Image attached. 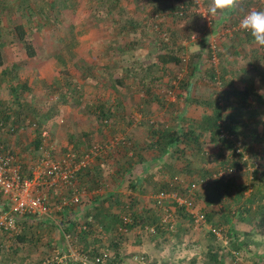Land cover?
I'll return each mask as SVG.
<instances>
[{
	"label": "rangeland",
	"instance_id": "374dc122",
	"mask_svg": "<svg viewBox=\"0 0 264 264\" xmlns=\"http://www.w3.org/2000/svg\"><path fill=\"white\" fill-rule=\"evenodd\" d=\"M84 1L81 0L80 7L77 10L79 14L76 16L71 12H67L63 18L62 25L53 29H45L43 34H34L35 45L38 50L36 59H27L19 42H15L4 49L6 61L15 62L20 66L21 81H31V88L33 89L32 92L27 94V99L32 101L36 108L43 111L47 110L45 105H49L55 106L59 112L54 119H50L45 125L49 138L46 139V144L42 148V155L34 154L35 172L42 174L44 166L40 162L45 155L57 159L67 150H72L75 154H79L94 145H100L113 154L116 152L113 151L115 148L112 147V142L116 140L112 139L121 141L135 138L141 144H146L149 139L148 126L150 125L155 127H159L160 125L177 127L180 122V116L201 119L203 111H210L208 108L215 106L213 101V103L207 104L205 99H211V97L215 96L219 97V95L227 91L226 88L229 84L235 85L230 80L231 76L234 75L235 78L238 75L249 78L258 75L260 72L264 73V71H261L262 65H264V47H260L255 43L253 45L243 43L239 49L241 55L237 56L231 52H225V44L229 46L238 44L236 33H239L238 31L241 30L239 29L240 23L235 27V31L233 28L226 26H215L218 18H223L226 14H223V16L222 14L216 16L209 15L208 8L211 0H194L197 6L188 8L189 15L187 18H179L176 15L177 10L155 11L154 6L148 3L147 0H123L126 13L122 18L124 20L134 18L146 26V28H139L137 34L133 32L131 34L119 33V27H114L111 21H105L102 16L97 18V13L93 12L89 6H86ZM181 1L169 0L165 4L173 7L182 5ZM252 10L264 11V0H261L258 6H255ZM203 14H206V17ZM178 15L180 16V13ZM142 33L145 34L141 36ZM171 34L177 35L178 44L182 45L185 49L181 54V62L178 64H168L164 71L155 70L153 74H149L148 81L139 82L142 79L146 66L156 61V45L160 41L165 43L170 42ZM67 36H73L77 41L74 53H72L69 47H63L61 40ZM206 39L208 40V44L204 46L203 41ZM212 44L217 45L216 58L214 59L211 54ZM251 50H254L253 53ZM60 51L63 52L67 60L66 67L55 59V55ZM256 51L259 53L257 58ZM253 59H256L257 63H261L260 68L256 72L251 69L247 70L249 62L253 61ZM198 61L201 64L199 67L201 71L193 74V69H195V66H198L196 65ZM86 69L89 70V74L84 75V70ZM230 69L235 70L237 73L230 72ZM239 71L241 73H238ZM125 74H127V78L124 77ZM66 75L73 77L82 86L81 93L84 98L78 106H75L74 99L71 100L69 98L68 100L67 97V104L60 103L64 99H61L59 102L58 97L62 96V92L65 93L68 90L67 85L69 82L66 79ZM212 75L215 76V84H211L210 77ZM238 76L236 78H239ZM236 78L235 80H237ZM185 81L190 82L189 96L193 94V97H204L205 99L200 98L197 102L193 99H190L189 102L185 101L184 97H182L185 93L182 90V85ZM57 82H60L59 89L55 85ZM143 85L148 86L160 100H157L156 97V99L148 97L145 92L146 88L142 87ZM214 87L217 91L213 95ZM1 95L5 99L8 97L5 90L1 92ZM108 96L119 97L120 100H123L121 110L125 109L126 113L124 111L120 112L121 120H119V116L118 118H112L108 124H103L92 110L97 106L94 102L96 98ZM92 106L93 108L91 109ZM222 108L223 117H225L226 121L241 126L237 133L244 134L245 149L242 146L240 149L246 155H249L250 161L246 162L247 164L245 165L242 163L243 161L239 163L236 159L237 157H233L234 154L231 149L221 147L209 139L210 135L207 134L203 145L204 151H207L209 155H206L205 159H201L195 156L194 152L189 151L184 158L181 157L179 160L173 162V168L175 166L177 171L188 170L186 169V163L189 162L187 160L189 157V160L192 162L191 168L202 173L196 179L203 177L211 178L220 169H236V172L229 176V179L238 178L237 181L239 183L237 184L240 186V191H242V185L248 187L244 195L246 198H240L239 205L241 206L252 193V187L250 186L252 185L254 174L253 170H251L252 163L254 161L259 162L260 170H264V112L261 114L251 112L249 115L237 117L235 109H232L230 114L226 113V108ZM259 108H262L264 111V99L263 105H260ZM90 109L91 111H89ZM232 118L235 121H232ZM250 119L257 122L255 124L257 125L256 128L252 127L254 124ZM27 131L33 133L31 128ZM91 132H94V134L86 138L84 133L90 134ZM107 139L112 140L108 146ZM12 147L10 151L13 152L14 149ZM219 154L221 157L215 159ZM235 162L237 166L233 165ZM249 166L251 167L249 168ZM161 167L162 165L154 163L152 166L154 176H157L155 174ZM163 167L162 172L164 176L162 179L155 177L151 180L152 182L150 181L152 184L142 186L147 191L145 195L141 198L139 195H133V200H142L147 216L150 217L151 221L156 220V222L162 217L163 212L155 207L154 196L157 191L163 189L161 188L163 183L169 187L170 181L176 176L187 186L195 180V175H193L195 173L191 171L180 174L179 172H171L169 168H165V165ZM135 170L133 169V172L136 174ZM25 175L29 177L27 172H25ZM197 175H200V173H197ZM146 182L149 183V180H146ZM225 182L215 181L212 183L208 194V191L202 189L197 191L192 196L195 197L194 200L196 202L194 211L203 212L207 210L205 204L209 205L206 202L209 196L213 198L212 205L220 207L222 204L221 200L224 201L221 193L224 191ZM142 187L136 185V188L139 190H142ZM135 190L133 193L136 194L138 191ZM121 194L125 196L130 195L124 192ZM253 205L254 202L249 205L250 211L248 214H245L244 218L254 226V221L257 222L258 216ZM242 208L243 206L240 207V209ZM170 211L174 213L175 229L174 231L168 230L169 232L164 236H166V239L171 236V239L176 244L174 243L175 248L166 244V246L159 249L161 252H158L160 253L158 257L160 258L162 255L166 257L164 264H203L208 249H224L221 242L208 237L207 228L204 231L196 230L191 222L180 218L181 214L177 212L178 210L176 206H173V202L170 203ZM221 217L222 224L218 223L220 218L215 222L220 224V227L223 228L226 237L229 239V225L224 222L223 216ZM236 218L238 220L243 219H240L239 215H236L234 220ZM250 225L247 227L248 230L251 229ZM176 231H178V234ZM129 254L140 253L131 252ZM241 254L242 257L240 259L239 256H236L235 261L237 263L256 264L255 262H258L260 264V260L248 258L245 251L241 252ZM223 255L221 253V256ZM153 260L139 261V264H141L140 262L148 264V262ZM123 264L138 263L130 259L129 261L125 260Z\"/></svg>",
	"mask_w": 264,
	"mask_h": 264
},
{
	"label": "trees",
	"instance_id": "16d2710c",
	"mask_svg": "<svg viewBox=\"0 0 264 264\" xmlns=\"http://www.w3.org/2000/svg\"><path fill=\"white\" fill-rule=\"evenodd\" d=\"M166 1L169 0H147L148 3L154 6L155 11L177 10L176 15L179 18H187L189 15L188 8L197 6L194 0H182V5L173 7H169L168 5H166ZM84 2L86 6L92 8L93 12L97 13V18L102 16L105 21H111L114 27H119V33L131 34L133 32L134 34H137L139 32V28H146L144 24L134 18H128L126 20L122 18V16L126 13V7L123 5V0H85ZM259 2H261V0H245L244 5L238 7L235 12L226 14L223 18H218V21L215 22V26H226L229 28H233L235 31V27L239 25L243 16L251 11L252 8L258 6ZM80 4L81 0H0V155L12 154L16 159L15 164H19L21 166V174L23 176H26L25 172H27L29 174V178H32L35 172L34 154L42 155V148L44 144H46V138H44L42 134L43 131H47L45 125L50 119H54L55 116L59 114V112L58 109L55 108V106L53 107L49 105H45L47 107V110L43 111L42 109L36 108L33 102L27 99V94L32 92L33 89L31 88V81H21L20 66L15 62L6 61L4 49L13 45L15 42H19V44L23 48L26 58L29 60L36 59L38 56V50L37 46L35 45L34 34H43L45 29H53L59 27L60 25H62L63 18L66 16L67 12H71L74 16H76L77 14H79L77 10L79 9ZM178 13H182V15L179 16ZM238 32L239 33H236L238 44H233L232 46L225 44L224 46L225 52H231L233 55L237 56L241 55L239 49L241 48V45H243V43H248L250 45H253L255 43L249 32L242 29ZM144 34L145 33H142L141 36H143ZM177 40V35L171 34L170 42H158V44L156 45V61L146 66V69L142 74V79H140L139 82L144 80L148 81V78L150 77L149 74H153L155 70L164 71L166 70L168 64H178L181 62V54L185 51V49L182 45L178 44ZM61 41L64 48L69 47L72 53H74L77 45L75 37L67 36ZM207 41V39L203 41L204 46H207ZM121 51H123V49H121ZM253 51L254 50H251L252 53ZM216 52L217 51L214 52L212 50L211 54L213 59L216 57ZM258 54L259 53L256 51V58L258 57ZM55 59H57L59 63H62L64 67L67 66V60L62 51L58 52V54L55 55ZM196 65L198 66H195V69H193V74H195V72L201 71L199 69V67L201 66L199 61ZM249 67L255 72L258 70V67L256 66V59H253V61L251 60L249 62ZM256 67L257 69H255ZM84 71V75L87 73L89 74V70L86 69ZM230 72L237 73L233 69H230ZM126 75L127 74L124 75L125 78H127ZM66 79L69 82L67 85L68 90H66L65 93L62 92V96L58 97L59 102L61 99H64V101L60 103L67 104L70 98L71 100L74 99L75 106H78L82 103L81 100L84 98L83 94L81 93L82 86H80L79 82L73 77L66 75ZM210 79L211 84L216 83V81H214V75H212ZM151 81L153 82V80ZM59 84L60 82H57V84H55L58 89ZM189 86V81H185L183 83L182 90L185 93L182 97H184V100L188 102L190 99H193L195 102L199 101L201 97L196 98V96L193 97V94L190 96L188 95ZM142 87L144 89L146 88L145 92L148 97L157 98V95L153 93V91L148 88V86L143 85ZM254 87L255 86L253 85V83H246L245 87H239L237 89L239 107L230 106L231 103H229V101L226 102V106L228 109H235L237 117L241 115H249L251 111H255L253 110L254 108H258L256 107V102L258 100L260 103L263 102V97L256 93ZM213 89L214 95L216 94L217 90L215 87ZM4 90L8 94V97L6 99L1 95V92H3ZM66 97L68 98V100H66ZM201 99L204 100L205 98L203 97ZM157 100L160 99L157 98ZM205 101L207 104H211V102L213 101L215 103V106H209L210 108L208 109L210 111H203L201 119L186 118L185 116H180V122L178 123L177 127H169L163 125H160L159 127H155L153 125L148 126L149 139L146 144H141V142L135 138H129V140L125 139L121 141L112 139L116 140L115 142H112L111 139H107V146L110 145L111 142L114 143L112 147L115 148V150L113 151H115L116 153L112 154L111 152H109V150H107V152L97 160L102 159L101 161L104 163L108 161L111 162V160L115 161L114 164L117 167L115 174L109 175L113 177V181L110 182L109 180L101 179L99 177L100 175L102 178H104L101 173L96 175V171L98 172L99 166H95L94 164L93 166L83 170L78 174L80 187L86 189V191H91L92 189H110L113 188V186H115L116 184L118 185L119 182L123 183L127 176L128 178H130L128 179L130 184V181H132L131 176L136 174L133 172V170H131L130 175V171H127L128 168L131 167L130 169H134L135 164H142L145 161H149L148 159L150 158H152L155 163L162 165L161 169L158 171V173L162 175L164 165L165 168H169L171 172L174 173L179 172L180 174H182L183 172L186 173V171L195 173L193 174L195 175V180H193L189 184L190 186L193 182L204 180L207 177L196 179L197 177L201 176L202 173L201 171L193 170L191 168L192 162L189 160V157L187 159L189 162L186 163V169L188 170L183 169L182 171H177L175 166L173 168V162L179 160L181 157L184 158L189 151L194 152L195 156L200 157L201 159H205L209 155L207 151H204L203 145L204 138L207 134L210 135L209 139L216 142L221 147L231 149L234 154L233 157H237V161L241 163L243 154H237L236 148V145H238L239 147L242 146L245 149V136L244 134L241 135L237 133L241 126L231 124L225 120V117H223L222 107L224 106L225 100L221 95H219V97L215 96L211 97V99H205ZM94 102L97 106L94 107V110L92 111L94 112V114H97V118L103 124H108L112 118H118L120 116V112L122 111L126 113L125 109L121 110V105L124 101L120 100L119 97H100L96 98ZM92 108L93 106L91 107V109ZM91 109L89 111H91ZM121 118L122 117L120 116L119 120H121ZM231 120L235 121L234 118H232ZM29 128L33 130V133H29L27 131L29 130ZM98 130H100V128H98ZM93 134L94 132H91L90 134L84 133L86 138H88L89 135L91 136ZM11 147L14 149L13 152L10 151ZM92 147L93 146L85 149V151ZM148 154L150 155L149 157ZM220 157L221 155L219 154V156L215 159H219ZM242 163L244 165L247 164L246 162ZM233 165L237 166L236 162ZM197 173H200V175H197ZM117 177H120L121 179L118 178L117 180ZM89 179H91V183ZM237 180L238 178L229 179V177L224 180H218L226 181L225 190L227 195H225V197L223 198L224 201L221 200V203L224 207L222 212L223 220L227 225H229L228 234L230 243L226 246L221 242L222 246L224 247V249L222 250L208 249L207 254L204 257L205 262L203 264H239L237 263V261H235V255L241 252L243 253L244 251L246 253L252 252V242L249 240L245 241V238L239 237L237 234L238 232L234 228V225L230 224H232L234 218L236 217V213L239 214L241 219L250 211V208L247 209L246 207L251 205L253 202L256 203L261 196H264V170H257L256 172H254L252 178L253 182L252 185H250L252 187V193L245 200V203H243L244 208L240 209L238 212H236L235 207L236 205H239L240 198H246L244 195L245 191L248 190V187L242 185V191H240L241 189L237 184L239 183ZM86 183L88 184V186H85ZM169 184L170 185L168 187L163 183V186L161 187L163 189L157 191L156 193L160 191H168L184 198L187 197V193H189V186H187V184H185L183 181H180L177 176L172 178ZM211 185L212 183L204 191L210 190ZM131 186L133 189L138 190L134 183H131L130 187ZM47 191L49 193L50 206L52 207L51 215H27L24 217H39V219L42 220L49 219L53 221V231H59L58 235H62L64 238L65 235L70 236L72 244L74 246H76L75 243H77V241L79 242V240L81 241V243L83 242L82 244H85L86 246L78 243L77 247H79L80 253L87 255L90 259L100 256L102 251L104 250L110 251L112 253L111 258L109 260H106L102 264H123L127 258L132 259L134 255L127 254L124 250L125 247L126 249L128 248L127 244L130 241H133V238L135 237V229H142L143 231L147 232V235L149 237L154 238L163 237L167 232L170 231H168V229L165 230V228L161 225V218L157 222L156 220L151 221L150 217L146 214L142 200H133V194L125 196L121 193H117V190L115 194L107 197V199L104 201V207H102V205L100 208H89L90 206H87V201L85 202L82 200V203L76 208L64 207L63 209L58 210V205L60 202L59 200L63 193L56 191L55 188H49ZM65 194L68 195L69 190H67ZM194 199L195 197H193V200ZM106 202L113 204L111 209L105 206ZM207 202L209 203V205L212 204L213 198L208 199ZM173 206H176V209L178 210L177 212L181 214L180 218L187 219L195 228V216L188 212L185 207L179 208L175 203H173ZM194 207H196L195 200ZM81 209H83L84 212H82ZM200 213L206 216L207 224L212 225L213 227H220V224H222V214L220 217H218V219L220 218L218 222L220 224L215 222V216L217 214H220L221 212H208L207 210H204ZM126 216L131 219V222L130 224L126 225L127 232L120 231V228L124 229L123 219ZM257 216L261 220L257 223L258 226L255 229L257 230V232L262 233L264 231V210H262V212H260L259 210L257 212ZM54 221H60L62 223V226H64L65 228L61 226L59 227V224ZM77 223L79 225H77ZM67 224H69V226L74 224V226H71L69 228V226H66ZM61 228L63 229V232H61ZM100 228H102L103 230L105 239L101 237L102 233L100 231ZM152 228L153 231H151ZM18 229H20L19 222L16 231L6 234H9L11 238L15 237L18 239L21 237L18 236ZM195 229L204 231L206 227L205 225H201L200 227ZM207 231L208 237H210L212 240H216L217 242L219 241L212 231ZM176 233L178 234V231H176ZM245 236L246 238H250L252 234L246 232ZM82 246H84L83 249ZM221 253H223L224 255L221 256ZM241 257L242 256L240 255L239 259ZM135 258L137 260L140 259L139 261L142 262L143 260L148 259L146 256L144 257L140 255ZM135 258H133L134 261L139 264V261H137ZM224 258H228L229 260H225ZM142 262L140 263L142 264ZM255 263L258 264V262ZM148 264H157V262L153 260L151 262H148ZM262 264H264V260Z\"/></svg>",
	"mask_w": 264,
	"mask_h": 264
},
{
	"label": "built area",
	"instance_id": "2783aa9c",
	"mask_svg": "<svg viewBox=\"0 0 264 264\" xmlns=\"http://www.w3.org/2000/svg\"><path fill=\"white\" fill-rule=\"evenodd\" d=\"M203 16L206 17V14H203ZM239 29H241L240 26ZM211 48L214 52L217 51L216 44H212ZM42 134L44 138H48L49 134L47 131H43ZM236 148L238 154H243L242 161L249 162V155H246L240 147L237 146ZM106 152L107 150L104 147L95 145L79 154H75L72 150H67L57 159L45 155L40 162L44 166L42 174L34 172L32 178L21 174V166L15 164L16 159L12 154L0 155V193L7 198L10 206L8 210L0 211V234L16 231L19 220L24 216L51 215L52 207L50 206V198L47 191L49 188H55L56 191L63 193L59 200L58 210L64 207L76 208L79 206L82 203V195L85 194V191L80 187L78 174L93 166L96 160ZM260 169L259 162L254 161L251 170L255 172ZM235 172L236 169L224 168L216 172L211 178L193 182L189 186V193L185 198L168 191L156 193L154 196L155 207L163 211L160 220L161 225L170 231L175 229L174 213L169 208L170 203L173 202L179 208L185 207L188 212L195 216V228L205 225L208 230L215 234L220 242L227 246L230 241L224 234L223 228L207 224L206 216L194 211L192 196L201 189H207L215 181L227 179ZM67 190H69L68 195L65 194ZM130 222L131 219L128 216L124 217V229L120 228V231L127 232L126 225L130 224ZM151 231H153V228ZM65 239L68 245L67 253L62 254L57 251L53 258H46L43 264H67L69 259L81 264H102L112 256L110 251L104 250L100 256L90 259L87 255L79 253L74 248L70 236L65 235Z\"/></svg>",
	"mask_w": 264,
	"mask_h": 264
},
{
	"label": "crops",
	"instance_id": "0c3cea01",
	"mask_svg": "<svg viewBox=\"0 0 264 264\" xmlns=\"http://www.w3.org/2000/svg\"><path fill=\"white\" fill-rule=\"evenodd\" d=\"M223 15V14H222ZM256 66L258 67V69L261 66V63H257L256 62ZM263 67L261 68V71H264V65H262ZM257 67L255 69H257ZM252 68V66H251ZM247 70H250V67H248ZM238 73H241V71H239ZM259 73V72H258ZM238 76V75H237ZM236 76V77H237ZM235 77V78H236ZM239 78H236L237 80H235L234 75L230 77V80L235 84V85H231L229 84V86L226 88V92H223L221 95L223 96L225 102H224V108H226V113H230V111L233 108H230V106H238V96H237V89L239 87H245V84L247 83H253V85L255 86V91L256 93H258V95H261L264 99V73L260 72L258 75L256 76H251V77H245V76H238ZM234 80V81H233ZM258 100V99H256ZM229 101V103H231V105L229 106L230 109L227 108L226 106V102ZM257 105L256 107L258 108H254L253 110L255 111H251L256 112V113H263L264 111L262 110V108L260 109L259 106L263 105V102H259V100L256 102ZM222 104V103H221ZM252 120V119H250ZM244 122V121H242ZM252 123L254 124V128L257 127V122L255 120H252ZM148 159V157H147ZM102 159L96 160L95 162V166L98 165L99 166V170L98 172L96 171V175L101 173L104 178L101 177V175L99 176L101 179L103 180H109L110 182L113 181L111 176V174H115V171L117 169L116 165L114 164V160L108 161V162H102ZM149 161H145L142 164H135L134 165V170L136 171V175H132L131 179L132 181H130L132 184L134 183V185H138L139 187L145 186V185H150L152 184L151 180H153L155 177H157L158 179H162V174L156 172L157 176L153 175L152 172V166L154 165V160H152V158L148 159ZM112 164V165H111ZM114 164V165H113ZM131 168V167H130ZM128 168L127 171H130V175H131V170ZM111 169V170H110ZM154 176V177H153ZM120 177H117V180ZM121 179V178H120ZM128 176L125 178V180L123 181V183L119 182L118 185L116 184L115 186H113V188H106L105 190L102 189H92L91 191L88 190L86 191V189H84L85 194H83L82 196V200L83 201H87L86 203L87 206H90L89 208H100L102 205V207H104V201L107 199V197L112 196V194H115L116 191L117 193H128L129 194H133V195H139V197L141 198L143 195H145L147 193L146 190L143 189L142 190L138 189L137 193L134 194L133 191L134 189L132 188V186L130 187L131 183L129 184L128 181ZM90 183H91V179ZM146 180H149V183L146 182ZM93 181V179H92ZM151 181V182H150ZM116 182V181H115ZM85 186H88V184L86 183ZM83 189V188H82ZM126 190V191H125ZM128 191V192H127ZM136 191V190H135ZM210 191L207 192V194ZM225 195H227L225 188L223 193H221V197H225ZM212 198V196L208 199ZM206 200V202H207ZM258 206H256V205ZM113 204L110 203H105V206L108 207L109 209H111ZM243 206V205H242ZM205 207L207 209L208 212H221L220 214H217L215 216V220L218 219V217L221 216L222 212H223V204L220 207H215L212 204L211 205H206ZM249 206H247L246 208H248ZM254 209H256V211L258 212L260 210V212H262V210H264V196H261L259 198V200L254 203L253 205ZM260 207V208H259ZM9 201L7 200V198L2 195L0 193V211L4 210V209H9ZM244 208V207H243ZM242 208V209H243ZM262 208V209H261ZM240 209V205H236L235 210L236 212H238ZM82 212H84L83 209H81ZM81 214V213H80ZM78 215V213H77ZM76 215V216H77ZM235 215H239L238 213H236ZM223 216V214H222ZM245 216V215H244ZM244 216L242 217V220H238L237 218L235 220H233L232 224L230 225H234L235 230L238 232V236L239 237H243L245 238V241H251L252 242V252L251 253H247V257L248 258H252L255 260H261L260 264H262L263 260H264V231L262 233L257 232V230L255 229L258 225L257 223L261 220L260 218H258L257 222L254 221V226L248 221L245 220ZM217 218V219H216ZM57 224H59V227H63L62 223L60 221H54ZM251 225H250V224ZM20 224V229H18L19 232V237L20 238H11V236L9 234H1L0 235V264H43L44 260L46 258H53L55 252L59 251L62 254L63 253H67V242L66 239L62 236V235H58L59 231H53V221L49 220V219H39V217H24L21 218L19 221ZM77 225H79L77 223ZM251 226V229H247L248 226ZM67 227L69 226V224L66 225ZM73 227L74 224L70 225V227ZM42 229V230H40ZM61 232H63V229H60ZM244 230V231H242ZM101 231V237L103 239L104 235H103V230L102 228H100ZM246 232H249L252 234V236L250 238H246ZM135 237L133 238V241H130L127 244V249L125 247V253L129 254L131 252H139L140 256H146L148 259H151L155 262H157V264H164L165 262V258L164 255H162L160 258L158 257V255L161 252L159 251V249H161V247L166 246V244H168L169 246H173L175 248V245L173 242V240L171 239V236L166 239V236L164 237H149L147 235V232L143 231L142 229H135ZM174 239V238H173ZM107 240V239H106ZM78 243H81V241L79 240V242L77 241V243H75L76 246H74V248H76L77 251H79V247H77ZM83 243V242H82ZM81 245H85L82 244ZM176 244V243H175ZM86 246V245H85ZM172 247V248H173ZM84 248V246H82V249ZM80 253V251H79ZM164 254V253H163ZM241 256L242 254L239 253ZM239 254L235 255V256H240ZM135 255L134 257H132L131 261H133L135 257L139 256L138 254H132ZM127 261L130 260V258L126 259ZM73 260H69L67 264H80L78 262H75ZM167 261V260H166ZM55 264V263H53Z\"/></svg>",
	"mask_w": 264,
	"mask_h": 264
},
{
	"label": "clouds",
	"instance_id": "9594fccd",
	"mask_svg": "<svg viewBox=\"0 0 264 264\" xmlns=\"http://www.w3.org/2000/svg\"><path fill=\"white\" fill-rule=\"evenodd\" d=\"M245 0H211L208 14H230L243 6ZM208 17V16H207ZM240 28L250 33L256 45L264 47V11L251 10L243 16Z\"/></svg>",
	"mask_w": 264,
	"mask_h": 264
}]
</instances>
